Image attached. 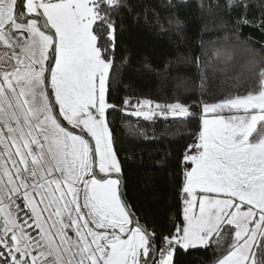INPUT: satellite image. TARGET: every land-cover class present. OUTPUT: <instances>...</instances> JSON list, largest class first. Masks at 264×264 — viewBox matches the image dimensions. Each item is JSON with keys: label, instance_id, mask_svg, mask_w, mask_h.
Listing matches in <instances>:
<instances>
[{"label": "snow or ice", "instance_id": "snow-or-ice-1", "mask_svg": "<svg viewBox=\"0 0 264 264\" xmlns=\"http://www.w3.org/2000/svg\"><path fill=\"white\" fill-rule=\"evenodd\" d=\"M126 7L0 0V264H173L177 248H211L215 264H264V68L255 90L200 100L199 128L182 158L180 215L158 236L124 198L109 121L117 107L108 98L114 13ZM200 7L225 17L238 11L237 38L253 24L250 0ZM143 14L161 31L181 24L156 6ZM129 103L120 110L145 121L194 116L178 99H144L131 112Z\"/></svg>", "mask_w": 264, "mask_h": 264}, {"label": "trees", "instance_id": "trees-1", "mask_svg": "<svg viewBox=\"0 0 264 264\" xmlns=\"http://www.w3.org/2000/svg\"><path fill=\"white\" fill-rule=\"evenodd\" d=\"M127 6L114 13L115 59L109 77V121L114 146L125 182L124 198L142 224L166 234L181 211L179 189L182 158L199 128L201 99L212 103L228 96L244 95L256 89L264 68V0H250L248 17L252 25L242 26L237 38L231 23L238 15L202 9V0H172L161 10L162 0H123ZM156 6L161 18L174 14L179 26L161 31L154 17L145 18V6ZM228 37V39H225ZM103 40V38H102ZM199 58V59H197ZM201 73L207 87L199 88ZM132 105L151 99L172 103L177 99L192 105L191 118L156 117L145 121L120 109L124 100ZM210 249L178 248L173 264H215Z\"/></svg>", "mask_w": 264, "mask_h": 264}, {"label": "water", "instance_id": "water-1", "mask_svg": "<svg viewBox=\"0 0 264 264\" xmlns=\"http://www.w3.org/2000/svg\"><path fill=\"white\" fill-rule=\"evenodd\" d=\"M119 178L121 179V188H122V191L124 193V190H125V182H124V179H123V177H122L121 174H119Z\"/></svg>", "mask_w": 264, "mask_h": 264}, {"label": "built area", "instance_id": "built-area-1", "mask_svg": "<svg viewBox=\"0 0 264 264\" xmlns=\"http://www.w3.org/2000/svg\"><path fill=\"white\" fill-rule=\"evenodd\" d=\"M177 249H178V248H177ZM177 249H176V250H177ZM174 255H175V254H174ZM173 258H174V257H173Z\"/></svg>", "mask_w": 264, "mask_h": 264}, {"label": "rangeland", "instance_id": "rangeland-1", "mask_svg": "<svg viewBox=\"0 0 264 264\" xmlns=\"http://www.w3.org/2000/svg\"><path fill=\"white\" fill-rule=\"evenodd\" d=\"M115 175V174H114Z\"/></svg>", "mask_w": 264, "mask_h": 264}]
</instances>
